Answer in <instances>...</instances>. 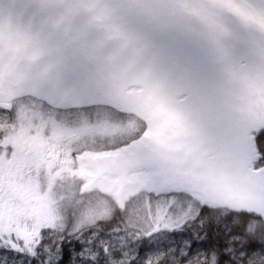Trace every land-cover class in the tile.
Returning a JSON list of instances; mask_svg holds the SVG:
<instances>
[{
    "label": "snow or ice",
    "instance_id": "6c2138e0",
    "mask_svg": "<svg viewBox=\"0 0 264 264\" xmlns=\"http://www.w3.org/2000/svg\"><path fill=\"white\" fill-rule=\"evenodd\" d=\"M0 264H264V0H0Z\"/></svg>",
    "mask_w": 264,
    "mask_h": 264
}]
</instances>
